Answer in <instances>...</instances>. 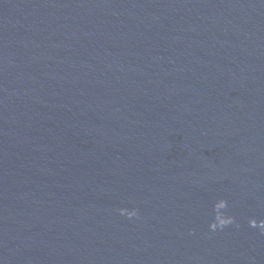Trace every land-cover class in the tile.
<instances>
[{
  "label": "water",
  "instance_id": "1",
  "mask_svg": "<svg viewBox=\"0 0 264 264\" xmlns=\"http://www.w3.org/2000/svg\"><path fill=\"white\" fill-rule=\"evenodd\" d=\"M0 264H264V0H0Z\"/></svg>",
  "mask_w": 264,
  "mask_h": 264
}]
</instances>
